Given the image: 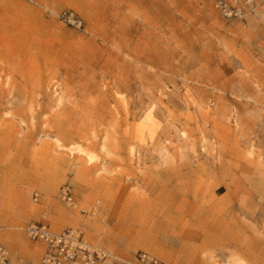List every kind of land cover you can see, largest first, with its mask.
<instances>
[{
  "label": "rangeland",
  "instance_id": "rangeland-1",
  "mask_svg": "<svg viewBox=\"0 0 264 264\" xmlns=\"http://www.w3.org/2000/svg\"><path fill=\"white\" fill-rule=\"evenodd\" d=\"M255 1L225 20L207 0H0V241L14 261L39 262L24 228L43 224L116 264H264Z\"/></svg>",
  "mask_w": 264,
  "mask_h": 264
},
{
  "label": "built area",
  "instance_id": "built-area-1",
  "mask_svg": "<svg viewBox=\"0 0 264 264\" xmlns=\"http://www.w3.org/2000/svg\"><path fill=\"white\" fill-rule=\"evenodd\" d=\"M211 8L225 20H243L256 14L258 5L255 0H207ZM61 21L74 25L72 15L62 13ZM60 200L69 208H74L72 191L69 186H63L59 192ZM93 207L90 213L94 214ZM28 240L39 242L45 246V251L38 263H29L21 259L13 260L9 249L0 241V264H97L110 261L106 253L94 248L84 240L83 233L78 229H68L59 233L52 232L43 224H29L24 228ZM134 264H162L156 257L147 253H138Z\"/></svg>",
  "mask_w": 264,
  "mask_h": 264
},
{
  "label": "bare ground",
  "instance_id": "bare-ground-1",
  "mask_svg": "<svg viewBox=\"0 0 264 264\" xmlns=\"http://www.w3.org/2000/svg\"><path fill=\"white\" fill-rule=\"evenodd\" d=\"M148 113V112H147ZM154 119H153V116H152V113H151V111L146 115V117H145V119H144V123L142 124L141 123V125H139L138 127H137V135H138V137H136V139L138 138V141L139 142H143V134H144V131L145 130H147V128H146V125H147V123H148V125L150 124V123H153L154 121H153ZM154 124V123H153ZM152 124V125H153ZM155 125H156V123H155ZM158 125V124H157ZM156 125V126H157ZM158 127V126H157ZM151 130V129H150ZM152 131V130H151ZM154 132V131H153ZM151 133V132H150ZM184 134L185 133H181V135L184 137ZM154 137V136H153ZM152 137V138H153ZM135 140V139H134ZM76 150H78V149H76ZM78 153H80V155H83V156H85L86 158H87V161H91L92 159H93V157H91V156H89L90 154L88 153V152H86V150L85 151H81V150H78ZM89 155H88V154Z\"/></svg>",
  "mask_w": 264,
  "mask_h": 264
}]
</instances>
